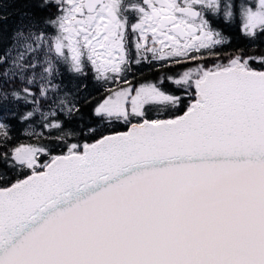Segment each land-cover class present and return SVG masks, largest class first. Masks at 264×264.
<instances>
[{
	"label": "snow or ice",
	"instance_id": "1",
	"mask_svg": "<svg viewBox=\"0 0 264 264\" xmlns=\"http://www.w3.org/2000/svg\"><path fill=\"white\" fill-rule=\"evenodd\" d=\"M0 264H264V0H0Z\"/></svg>",
	"mask_w": 264,
	"mask_h": 264
}]
</instances>
